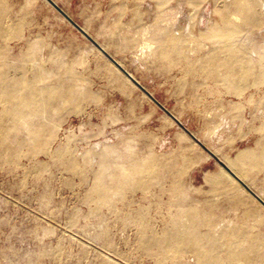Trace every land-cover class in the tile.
I'll list each match as a JSON object with an SVG mask.
<instances>
[{
	"label": "rangeland",
	"instance_id": "374dc122",
	"mask_svg": "<svg viewBox=\"0 0 264 264\" xmlns=\"http://www.w3.org/2000/svg\"><path fill=\"white\" fill-rule=\"evenodd\" d=\"M53 1L88 36L47 0H0V264H202L139 244L144 230L190 226L204 251L218 241L214 264H264V206L238 191L227 163L264 200V81L253 82L264 0L228 48L205 30L223 25L231 0ZM159 39L177 46L163 56ZM229 52L256 63L241 93L227 90ZM29 80L53 92L12 120L16 98L4 91ZM141 163L144 177L133 172ZM100 167L106 180L124 167L136 182L117 175L90 195Z\"/></svg>",
	"mask_w": 264,
	"mask_h": 264
},
{
	"label": "bare ground",
	"instance_id": "6f19581e",
	"mask_svg": "<svg viewBox=\"0 0 264 264\" xmlns=\"http://www.w3.org/2000/svg\"><path fill=\"white\" fill-rule=\"evenodd\" d=\"M157 2H162V1L157 0ZM224 7H225V4L223 3L221 6V10H220L222 13L223 25L222 26L210 25V26H208V28L205 31L210 35V38H212L215 41L223 42L224 47L228 48L229 45L234 41V38L237 35V33H239L244 27L251 26L258 19L256 16V10L254 7V1L253 0H231V8L229 9V11L227 13L225 12ZM159 42H162L163 44L166 45V47L161 49V54L163 56H166L170 49H173L177 46L176 42H174L173 40H170V39H166V40L165 39H163V40L159 39ZM169 45H170V47L168 48ZM145 46L147 48L149 47V50L151 49L149 44H146ZM143 49H145V47ZM146 51H148V50H146ZM259 56L261 59L258 63L261 65L264 63V59L262 58L261 52H260ZM229 57L230 58L228 59V61L226 63H224V65H226V67L230 66L231 69H233V70H230L225 75V79L228 82L227 90L230 92H234V93H241L247 84V80H248L247 70L249 68H254L256 63L254 61L248 59L247 56H245L244 54H236L233 52H229ZM224 61H226V60H224ZM203 69H205V70H207V72L211 73V71L208 70L207 67H203ZM234 70L236 72H233ZM124 77L126 79H128L127 76L124 75ZM263 81H264V71L258 70L255 78L253 79V82L254 83H262ZM31 82H32V80L18 82V83H16V85L13 88L7 89L4 91V96L14 95L16 98V104L18 107H17V109H15L14 111L9 113V116L12 120H16L19 117V115L31 105H33V106L38 105L37 107H40L39 102H42L43 100L48 99V97L50 98V96L53 92L50 89L46 90V89L42 88L40 90H34L31 87L26 88V86ZM71 93H72V90L70 89V91H68L67 94H64V96L69 98V97H71ZM44 96H45V98H44ZM2 102H4V101H2ZM0 126H1V124H0ZM0 130H1V128H0ZM34 134L32 136L33 138L35 136ZM227 163L229 164V166H231V168L234 170V173L236 175L239 174L241 177H244V175L241 174V171L238 170V166L233 160H227ZM68 166L72 170H75V166L72 163H68ZM150 171H151V166L147 167L144 163H141L137 168L134 169L133 172L135 174L139 175L140 177H144ZM106 174L108 175V170L103 169V167H100V169L97 171V173L95 175V182H94L93 188L90 192V195H100V196L106 195L108 188H110V186H111L112 179L114 177H117V175L123 174L125 181H130V184L136 182V178L133 176V174L130 172V175H129L127 169L124 167H119L117 169L112 170L111 173H109V176H110L109 180L105 179ZM217 174H220V173H217ZM229 178L233 182L236 181L230 175H229ZM237 189L241 193H248V196L250 198L255 199V197H253L245 189V187L242 186L241 184H238ZM262 194H263L262 192L258 193V195H260V196H262ZM238 202H239V204L243 203L241 198H238ZM249 207H246V208L249 209ZM191 216L193 219H197V217H198V215L196 213H192ZM178 222H179V219L173 220V224H177ZM147 232L148 231L144 230L141 233V238H140L139 244L145 248H148V247L153 245L156 247L155 251L158 253H165L168 251L178 253L181 250H186V251L194 253L198 257L199 261L202 264H214L218 259L217 255H216V251H217L216 245L218 244V241L215 239H211L209 237L206 241L207 244L209 245V250L204 251L203 247H202V242H203L202 238L205 236V234L203 235L199 231L194 230L192 226H190L187 230H185L181 233L177 232L175 230H169V229L164 230L160 234L156 233L157 235L156 234H147ZM229 252H230V250H229ZM248 252L249 253L254 252V249L252 246L243 250V253L245 254V255L243 254L244 257H248V255H246ZM261 258L264 260V252L261 254Z\"/></svg>",
	"mask_w": 264,
	"mask_h": 264
},
{
	"label": "water",
	"instance_id": "95a60500",
	"mask_svg": "<svg viewBox=\"0 0 264 264\" xmlns=\"http://www.w3.org/2000/svg\"><path fill=\"white\" fill-rule=\"evenodd\" d=\"M53 7H55L62 15H64V17L73 24L74 27H76L79 31L82 32L83 35L88 36L87 33L81 28L79 27L75 22L72 21V19L66 15V13H64L62 11L61 8L58 7V5L53 1V0H47ZM90 38V37H89ZM94 43L97 45V47L99 48L100 51H102L104 53V55L125 75L128 77V79L130 81H132L133 83H135L140 89H142L146 95H148V97L152 98V95L146 91L137 81L136 79H134V77L128 72L126 71L110 54H108L98 43H96L94 41ZM225 169L229 170V168L227 166H225ZM230 174L232 176H234L242 186L245 187V189L253 196L255 197V199L260 202L263 206H264V200H262L254 191L250 190L249 187L243 183L238 177H236V175L230 171Z\"/></svg>",
	"mask_w": 264,
	"mask_h": 264
}]
</instances>
